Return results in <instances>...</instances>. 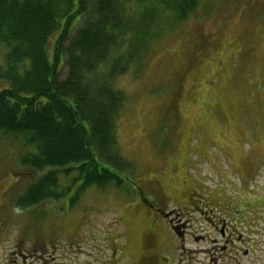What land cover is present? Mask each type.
<instances>
[{
  "label": "rangeland",
  "instance_id": "obj_1",
  "mask_svg": "<svg viewBox=\"0 0 264 264\" xmlns=\"http://www.w3.org/2000/svg\"><path fill=\"white\" fill-rule=\"evenodd\" d=\"M202 1L164 32L137 78L117 81L128 95L118 125L132 165L122 170L126 185L77 196V173L61 175L66 195L30 213L12 204L38 175L19 170L21 144L0 137V261L11 244H78V264L100 244H158L148 207L160 199L179 210L193 198L194 212L210 216L249 213L264 242V0Z\"/></svg>",
  "mask_w": 264,
  "mask_h": 264
},
{
  "label": "trees",
  "instance_id": "obj_2",
  "mask_svg": "<svg viewBox=\"0 0 264 264\" xmlns=\"http://www.w3.org/2000/svg\"><path fill=\"white\" fill-rule=\"evenodd\" d=\"M202 2L0 0V137L20 143L19 170L38 175L12 205L33 213L60 199L70 190L59 186L61 175L74 172L77 196L126 185L122 170L132 165L121 156L118 125L128 95L117 81L137 78L164 32Z\"/></svg>",
  "mask_w": 264,
  "mask_h": 264
},
{
  "label": "flooded vegetation",
  "instance_id": "obj_3",
  "mask_svg": "<svg viewBox=\"0 0 264 264\" xmlns=\"http://www.w3.org/2000/svg\"><path fill=\"white\" fill-rule=\"evenodd\" d=\"M188 200L186 209H169L163 199L148 207L158 244H100L85 264H264V242L254 239L258 226L253 215L235 209V215L210 216L204 209L194 212V199ZM62 245L11 244L12 252L0 264H78L84 255L78 244Z\"/></svg>",
  "mask_w": 264,
  "mask_h": 264
}]
</instances>
